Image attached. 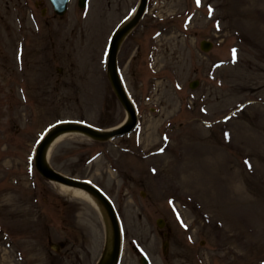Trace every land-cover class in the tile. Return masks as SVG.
<instances>
[{
    "label": "rangeland",
    "instance_id": "rangeland-1",
    "mask_svg": "<svg viewBox=\"0 0 264 264\" xmlns=\"http://www.w3.org/2000/svg\"><path fill=\"white\" fill-rule=\"evenodd\" d=\"M77 2L57 17L48 0H0V264H99L105 251L101 215L35 156L56 123L125 121L108 49L138 0ZM117 68L135 129L68 136L49 156L111 201L115 264H139L132 247L151 264H264V0H149Z\"/></svg>",
    "mask_w": 264,
    "mask_h": 264
},
{
    "label": "water",
    "instance_id": "water-1",
    "mask_svg": "<svg viewBox=\"0 0 264 264\" xmlns=\"http://www.w3.org/2000/svg\"><path fill=\"white\" fill-rule=\"evenodd\" d=\"M54 10L58 15H63L66 11V4L68 0H51ZM87 0H79V6L84 7L86 6ZM146 6V0L141 1V6L138 9L134 19L125 25L121 31H119L116 36L112 39V42L110 44V49H109V56H108V70H109V77L110 81L112 84V87L122 103L123 107L125 108L126 112L128 113L130 120L128 123L125 125L111 131V132H98L90 127L87 126H81V125H64V126H59L52 130L49 135L41 142L37 153H36V169L39 171V173L45 177L48 180L51 181H56L63 183L65 185H70V186H75L79 188H84L87 191L91 192L100 200L103 204L104 207L107 211V215L112 223L113 227V246H112V251H111V256L108 261L103 262L101 264H114L117 253H118V243H119V235H118V224L116 221V217L114 215V211L112 207L110 206L109 202L92 186L84 184L81 181L74 180V179H69L66 176L60 174L59 172L55 171L46 161L45 158V151L46 147L48 144L54 139V137L59 134L60 132L66 131V130H71V129H79L82 132L87 133L88 135L98 138V139H108V138H114L118 136L125 135L129 133L135 126L136 124V115L135 111L132 108V105L130 104L128 97L126 96L124 90L122 89V86L120 85V82L118 80V75L116 72V51L118 48V44L120 40L124 37V35L135 25L137 22L138 18L141 16L144 8ZM211 43H208L206 41H202L200 44V47L203 51L207 52L211 48ZM196 86V83H192L191 87L194 88ZM157 225L162 228L163 224L162 221H158ZM140 264H149L148 260L144 257L140 259Z\"/></svg>",
    "mask_w": 264,
    "mask_h": 264
},
{
    "label": "bare ground",
    "instance_id": "bare-ground-1",
    "mask_svg": "<svg viewBox=\"0 0 264 264\" xmlns=\"http://www.w3.org/2000/svg\"><path fill=\"white\" fill-rule=\"evenodd\" d=\"M126 122L130 120V117L127 115L125 118ZM67 123V122H65ZM75 124V123H71ZM112 130V129H110ZM109 131V130H108ZM68 136H88L87 133L82 132L79 129H71V130H66L63 132H60L57 134L54 139L48 144L46 147L45 151V158L46 160L49 159V154L52 149V147L58 143L59 141L65 139ZM91 138V137H90ZM57 184V183H56ZM57 186L61 190V192L70 198L76 199L83 201L85 204L89 205L95 212L99 213L101 217L103 218L104 224H105V251L102 256V262H106L109 260L111 256V251H112V246H113V227L112 223L107 216L106 210L104 208V204L96 198L94 194L91 192L87 191L84 188H79L75 186H70V185H65L63 183L58 182ZM123 243L120 240V246H122Z\"/></svg>",
    "mask_w": 264,
    "mask_h": 264
},
{
    "label": "snow or ice",
    "instance_id": "snow-or-ice-1",
    "mask_svg": "<svg viewBox=\"0 0 264 264\" xmlns=\"http://www.w3.org/2000/svg\"><path fill=\"white\" fill-rule=\"evenodd\" d=\"M197 2L199 3V0H197ZM233 59H235V52H233Z\"/></svg>",
    "mask_w": 264,
    "mask_h": 264
}]
</instances>
